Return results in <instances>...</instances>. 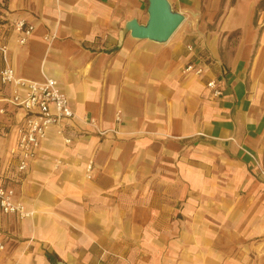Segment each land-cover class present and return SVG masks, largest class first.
<instances>
[{"label":"crops","instance_id":"1","mask_svg":"<svg viewBox=\"0 0 264 264\" xmlns=\"http://www.w3.org/2000/svg\"><path fill=\"white\" fill-rule=\"evenodd\" d=\"M168 2L185 19L159 45L123 35L146 0L0 1L15 76L116 133L65 121L18 175L24 115L0 104V187L34 215L0 213V264H264V0ZM21 18L23 48L2 36Z\"/></svg>","mask_w":264,"mask_h":264},{"label":"built area","instance_id":"2","mask_svg":"<svg viewBox=\"0 0 264 264\" xmlns=\"http://www.w3.org/2000/svg\"><path fill=\"white\" fill-rule=\"evenodd\" d=\"M9 2L12 0H0ZM18 34L17 44L25 46L30 39L34 27L19 20L15 24ZM0 53L4 58V65L0 68V87H9L11 95L0 97V104L13 110H20L24 115V120L16 129L17 145L11 149L10 153L17 156V174H25L29 165L36 158L37 151L42 141L46 138L47 131L54 126H58L65 121H78L83 125L95 130L98 136H106L107 133L116 134L115 131H102L96 127L94 120H79L71 110L65 94L60 90L58 83L54 79H45L43 82H33L18 78L13 69L6 63V48L0 47ZM182 74L200 76L202 71L192 65L186 66ZM213 98H219L222 92L215 82L207 84ZM5 109L0 108V114H4ZM119 122V119H116ZM66 145L70 140L66 139ZM254 166L259 170V175L264 178V171L254 162ZM92 163H88L85 169L86 179H91ZM15 191L11 188L0 187V213L4 216H16L20 219L28 218L32 213L28 212L23 204L16 201ZM3 246L0 243V251Z\"/></svg>","mask_w":264,"mask_h":264},{"label":"water","instance_id":"3","mask_svg":"<svg viewBox=\"0 0 264 264\" xmlns=\"http://www.w3.org/2000/svg\"><path fill=\"white\" fill-rule=\"evenodd\" d=\"M147 20L139 24L133 19L127 22L123 35L129 33L130 38L148 41L155 44H166L184 22V16L172 10L168 0H147Z\"/></svg>","mask_w":264,"mask_h":264},{"label":"rangeland","instance_id":"4","mask_svg":"<svg viewBox=\"0 0 264 264\" xmlns=\"http://www.w3.org/2000/svg\"><path fill=\"white\" fill-rule=\"evenodd\" d=\"M12 1H15V0H12ZM9 2H11V1H9ZM146 2H147V0H146ZM19 20H23L22 18L21 19H19ZM19 20H17V21H15V22H13L12 23V26L10 27V29H8V31H3L2 32V36L3 37H5L6 39H8L9 37H14V40H13V42H14V44L17 46V47H19V48H23V47H25V46H19L18 44H17V38H18V34L16 33V30H15V24H16V22H18ZM25 20V19H24ZM0 22H1V24H4V23H8V22H6V21H4L3 19H0ZM30 24V23H29ZM31 25H33V24H31ZM33 27H34V25H33ZM9 42V41H8ZM12 43V42H11ZM8 45V44H7ZM0 47H5L6 48V63L9 65V63H8V46H6V45H0ZM0 60H1V65L3 66L5 63H4V58H3V55L0 53ZM100 137V136H99ZM104 137V136H103ZM58 164H60V162H58Z\"/></svg>","mask_w":264,"mask_h":264},{"label":"bare ground","instance_id":"5","mask_svg":"<svg viewBox=\"0 0 264 264\" xmlns=\"http://www.w3.org/2000/svg\"><path fill=\"white\" fill-rule=\"evenodd\" d=\"M44 79H49L48 77H46V78H44ZM32 215H33V213H32ZM34 216V215H33Z\"/></svg>","mask_w":264,"mask_h":264}]
</instances>
